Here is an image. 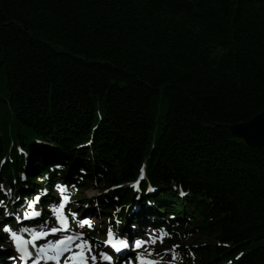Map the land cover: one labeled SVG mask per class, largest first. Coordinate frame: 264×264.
I'll return each instance as SVG.
<instances>
[{
  "label": "trees",
  "instance_id": "trees-1",
  "mask_svg": "<svg viewBox=\"0 0 264 264\" xmlns=\"http://www.w3.org/2000/svg\"><path fill=\"white\" fill-rule=\"evenodd\" d=\"M3 77L18 127L0 126L9 211L94 178L117 232L207 238L177 243L179 264H264V152L228 129L264 111V0H0Z\"/></svg>",
  "mask_w": 264,
  "mask_h": 264
},
{
  "label": "snow or ice",
  "instance_id": "snow-or-ice-1",
  "mask_svg": "<svg viewBox=\"0 0 264 264\" xmlns=\"http://www.w3.org/2000/svg\"><path fill=\"white\" fill-rule=\"evenodd\" d=\"M88 143L91 144L92 141L89 140ZM20 151L23 152V149H20ZM39 151L38 148L37 152ZM55 168L60 169L62 165L56 164ZM81 171L85 170L81 169ZM139 175L141 178L145 176L143 167L140 168ZM20 179H25L24 173H21ZM139 183L137 181L132 187L137 188ZM24 186L27 187V185ZM54 187L59 190L60 196L58 197V203L49 205L46 217H42V211L36 210L35 206L40 201L41 195H47V189L31 199H25L19 212H9L7 206L4 205V201L0 200V206L4 207L5 217H14L18 225L17 229L14 230L9 223H4L3 228L0 229V232L6 234L8 242L12 244L16 253V256L7 257L8 264H22L23 261L29 258H32L31 264H38V261H53L55 264H98V259L106 262V264H156V261L145 258V255L139 251L147 243L146 241L135 239L130 244L129 239L119 238L115 235L111 224L106 229L107 238L102 242L103 245L108 247V251L94 252L93 241L86 239L84 232L70 229V217L78 222L80 229L85 228V226L90 229L93 228L90 219L77 217L76 212H72L70 209H68L70 215L66 214V207L71 203L70 196L65 194L67 187L59 183L55 184ZM151 190L149 188V191ZM0 193H6L11 198L12 189L0 185ZM178 195L184 197L188 193L181 190ZM20 200L21 197L18 195L13 203ZM35 218H41V222L37 224ZM24 221H33V223L25 224ZM115 222L119 224L118 220ZM132 227L134 228L135 225H132ZM57 234H59L58 237ZM166 234L162 233L161 242H163V236ZM50 236L52 238H48ZM155 239V237L152 238L153 243ZM38 241L39 243H37ZM130 246L133 247L134 258L132 256H121L122 250L129 249Z\"/></svg>",
  "mask_w": 264,
  "mask_h": 264
},
{
  "label": "rangeland",
  "instance_id": "rangeland-1",
  "mask_svg": "<svg viewBox=\"0 0 264 264\" xmlns=\"http://www.w3.org/2000/svg\"><path fill=\"white\" fill-rule=\"evenodd\" d=\"M8 98L9 96L7 94L6 79L5 77H3L0 78V126L1 132H4L6 138L13 137V134L18 130L17 123L15 122L12 113L9 111V104L6 102ZM166 109L167 106L162 102V100H159V103L153 107L157 125H159V122L162 120L161 116L166 112ZM93 180L94 178H91L90 182L86 183L85 186L75 188L74 192H79L78 198H72L69 189H67V192L65 194L70 196L71 203L67 205L65 212L66 214H69L68 209H70L72 212H76L77 217L90 219L93 228L90 229L85 226V228L80 229L78 227V222L72 220L70 217V221L73 226L76 227V231L84 232L85 238L91 239L93 241V251L98 253L99 251H107V246L103 245L102 242L107 238L106 229L108 228L109 224H111L112 228H115V220L112 219L111 211L97 207L95 199L98 194L104 192V187L100 181L94 182ZM53 192L58 193L57 197L60 196L59 190L56 189L55 191L53 190ZM86 205L87 207H85ZM35 207L36 210L43 211L42 207L38 204ZM2 209L4 208L1 207L0 212V229L3 228L4 222L8 218L5 217L4 210L2 211ZM48 209L49 208H46V216L48 215ZM162 233H167L163 236V242H161ZM127 236L125 238L129 239L130 244H132L135 239H142L146 241L147 243H145L139 251L146 254L153 252L155 255L151 256L150 258L156 261V263L162 261V264H174L180 262L174 259L171 251L177 243L180 245L197 246L198 244L207 242V238L202 236H185L174 234L167 231L166 227L150 230L149 226L146 227L140 225H135L133 230H131L130 233L127 234ZM153 237L156 238L154 243L152 242ZM1 246L7 247L8 243L4 242L3 244H1ZM131 248L132 252H134L133 247L130 246V249ZM130 256H132V253L130 254ZM99 262L100 260L98 259V263ZM183 262L188 261L184 259ZM0 264H4V262H0Z\"/></svg>",
  "mask_w": 264,
  "mask_h": 264
},
{
  "label": "water",
  "instance_id": "water-1",
  "mask_svg": "<svg viewBox=\"0 0 264 264\" xmlns=\"http://www.w3.org/2000/svg\"><path fill=\"white\" fill-rule=\"evenodd\" d=\"M234 136L242 138L248 145L264 152V111L249 120L228 125Z\"/></svg>",
  "mask_w": 264,
  "mask_h": 264
}]
</instances>
